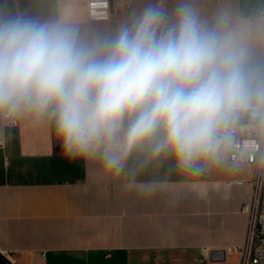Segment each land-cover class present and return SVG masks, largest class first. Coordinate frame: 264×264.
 <instances>
[{
    "label": "clouds",
    "instance_id": "clouds-1",
    "mask_svg": "<svg viewBox=\"0 0 264 264\" xmlns=\"http://www.w3.org/2000/svg\"><path fill=\"white\" fill-rule=\"evenodd\" d=\"M258 50L264 18L206 16L195 0L171 10L146 3L113 35L93 38L0 0V121L46 118L70 160L151 192L135 179L147 167L172 159L198 173L221 161L230 125H264Z\"/></svg>",
    "mask_w": 264,
    "mask_h": 264
},
{
    "label": "crops",
    "instance_id": "crops-1",
    "mask_svg": "<svg viewBox=\"0 0 264 264\" xmlns=\"http://www.w3.org/2000/svg\"><path fill=\"white\" fill-rule=\"evenodd\" d=\"M88 1L8 3L40 19H62L85 38L111 36L146 3L161 5L160 0L113 2L109 21H90ZM176 3L168 0L167 9ZM195 4L206 16L228 9L253 21L264 18V0ZM253 67L264 74V52L258 50ZM3 131L0 251L15 264H239L238 249L249 224L243 206L252 194V167L231 170L215 163L192 174L168 159L136 176L137 185L152 189L148 192L126 188L127 176H104L96 162L70 160L46 118L24 116L17 127ZM212 252L223 258H212Z\"/></svg>",
    "mask_w": 264,
    "mask_h": 264
},
{
    "label": "built area",
    "instance_id": "built-area-1",
    "mask_svg": "<svg viewBox=\"0 0 264 264\" xmlns=\"http://www.w3.org/2000/svg\"><path fill=\"white\" fill-rule=\"evenodd\" d=\"M132 0H89L87 5L90 21H109L112 18V5ZM161 6L168 8V0H160ZM264 17V9L262 10ZM19 118L10 124L0 126V147L5 146L4 126L17 127ZM227 143L223 150V163L231 170L242 167L253 168L249 181L252 186L250 199L244 204L243 211L249 216L245 243L240 251L239 264H264V125L252 121L236 122L225 130ZM243 183V180H237Z\"/></svg>",
    "mask_w": 264,
    "mask_h": 264
},
{
    "label": "water",
    "instance_id": "water-1",
    "mask_svg": "<svg viewBox=\"0 0 264 264\" xmlns=\"http://www.w3.org/2000/svg\"><path fill=\"white\" fill-rule=\"evenodd\" d=\"M220 254V253H219ZM214 252H212V258L216 259H222L223 257L218 255L213 257ZM0 264H15L11 258L4 252L0 251Z\"/></svg>",
    "mask_w": 264,
    "mask_h": 264
},
{
    "label": "rangeland",
    "instance_id": "rangeland-1",
    "mask_svg": "<svg viewBox=\"0 0 264 264\" xmlns=\"http://www.w3.org/2000/svg\"><path fill=\"white\" fill-rule=\"evenodd\" d=\"M237 122H246V123H250L252 122V120L248 119V118H242L241 120L237 121ZM234 256L236 259H238V254L234 253Z\"/></svg>",
    "mask_w": 264,
    "mask_h": 264
}]
</instances>
